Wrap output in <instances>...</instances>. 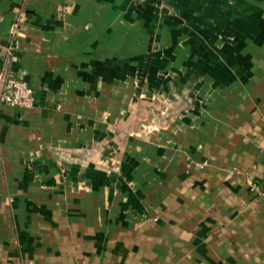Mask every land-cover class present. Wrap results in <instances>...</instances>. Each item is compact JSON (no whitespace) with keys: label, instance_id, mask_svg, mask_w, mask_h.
Instances as JSON below:
<instances>
[{"label":"crops","instance_id":"obj_1","mask_svg":"<svg viewBox=\"0 0 264 264\" xmlns=\"http://www.w3.org/2000/svg\"><path fill=\"white\" fill-rule=\"evenodd\" d=\"M0 73V264H264V0H0Z\"/></svg>","mask_w":264,"mask_h":264},{"label":"built area","instance_id":"obj_2","mask_svg":"<svg viewBox=\"0 0 264 264\" xmlns=\"http://www.w3.org/2000/svg\"><path fill=\"white\" fill-rule=\"evenodd\" d=\"M18 47V41H14L8 47V52L11 53ZM34 100V90L29 84L13 75L0 73L1 102L12 108L26 110L32 108Z\"/></svg>","mask_w":264,"mask_h":264},{"label":"water","instance_id":"obj_3","mask_svg":"<svg viewBox=\"0 0 264 264\" xmlns=\"http://www.w3.org/2000/svg\"><path fill=\"white\" fill-rule=\"evenodd\" d=\"M195 158V157H194ZM197 158H198V156H197ZM198 160H199V158H198Z\"/></svg>","mask_w":264,"mask_h":264}]
</instances>
